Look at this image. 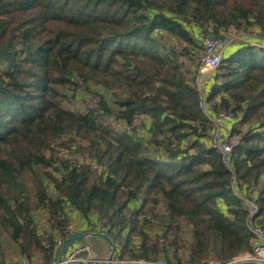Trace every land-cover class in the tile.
Here are the masks:
<instances>
[{
    "label": "trees",
    "instance_id": "16d2710c",
    "mask_svg": "<svg viewBox=\"0 0 264 264\" xmlns=\"http://www.w3.org/2000/svg\"><path fill=\"white\" fill-rule=\"evenodd\" d=\"M230 31L264 34V0H0V264H11L4 231L30 264H49L68 224L94 218L123 259L253 250L244 196L264 226V46L240 42L206 91L235 118L233 170L210 145L195 84L204 35Z\"/></svg>",
    "mask_w": 264,
    "mask_h": 264
},
{
    "label": "built area",
    "instance_id": "2783aa9c",
    "mask_svg": "<svg viewBox=\"0 0 264 264\" xmlns=\"http://www.w3.org/2000/svg\"><path fill=\"white\" fill-rule=\"evenodd\" d=\"M236 39H253V40H264V34L259 31H230L223 35H214L213 33H208L203 37V51L198 55L197 60V74L195 77V84L201 91V98L199 107L210 119L211 124V138L210 145L211 147L220 151L221 159L226 166L233 170L232 166V152L234 147L238 143L240 136L232 132V130L226 131L227 122L233 117V114L226 109L225 107H217L213 111L207 102V92L204 90V79L208 73L215 71L222 59H223V50L222 48L228 43L233 42ZM251 44H260L257 42H252ZM264 44V43H263ZM92 106L96 111H98L99 103L101 97L98 94H92L90 96ZM213 111V112H211ZM138 123H140L138 121ZM66 136H62V139H65ZM57 143H53L51 146L54 147ZM59 148V147H58ZM61 150L58 149V154L61 153ZM85 158L80 157L78 160L84 161ZM69 162L73 161L72 159L68 160ZM88 163L92 165L93 168L102 170L104 167L99 165L94 159H86ZM240 184V180L237 175L233 173L231 178V185L234 188V192L237 195H241L237 190V186ZM256 195V192L252 194ZM243 196V195H242ZM244 200L249 209V226L254 231L257 236V241L253 245L252 251L242 252L239 255L233 257L227 262L218 260L216 258L208 257L205 258L202 263L204 264H231L234 262H244V261H256L259 263H264V226L260 225L255 220V214L258 212V205L256 202L252 201V198L245 197ZM137 203H143V196L140 194L137 198ZM63 205H66L65 203ZM151 218L150 216H147ZM109 228L104 221L98 218L90 220L85 227L80 226L75 222L68 224L65 233L67 236L78 232H86L87 236L83 239L77 240L72 243L64 256V259L60 264H107V256L109 252L105 255H100L94 247V236H91L92 232L100 231L109 233ZM110 234V233H109ZM60 235L56 239V249L61 247L64 239L67 237ZM260 236V237H259ZM50 244V233L47 231L42 235V246L48 247ZM119 251L117 249L116 259L119 262H143L145 260H128L123 259L118 255ZM21 264H30L28 257H22ZM58 261V260H57ZM57 261H53L49 264H58ZM163 264L161 262H158Z\"/></svg>",
    "mask_w": 264,
    "mask_h": 264
},
{
    "label": "rangeland",
    "instance_id": "374dc122",
    "mask_svg": "<svg viewBox=\"0 0 264 264\" xmlns=\"http://www.w3.org/2000/svg\"><path fill=\"white\" fill-rule=\"evenodd\" d=\"M208 34V33H206ZM205 34V35H206ZM210 34V33H209ZM204 35V36H205ZM198 39H200V37H198ZM239 40H242V39H234L233 42H236V41H239ZM171 42H176V41H172L170 40ZM169 43V41H167ZM197 47H195L196 49ZM203 51V48L201 50L200 49H197V58H198V55ZM215 72L213 71L212 73H208V75L206 76H209V75H212L214 74ZM228 132V129H226L225 133ZM54 149H59L57 145L54 146ZM60 155H64V156H68V152L66 149H63L61 150V153ZM38 214H39V218H41L43 216V212L41 211H38ZM77 224H79L80 226L82 225V223L80 221H77L76 222ZM260 237V236H259ZM125 238V237H124ZM94 243V247H95V250L100 254V255H105L109 252V246L107 244V242L105 240H102L100 238H97L94 239L93 241ZM122 242H116V246H117V249L118 251H121V248H122ZM2 247L5 251V254H6V258L7 260L11 263V264H21V261L23 260L22 257L23 255H20L19 253V248H18V245L16 242H14L11 237H9V234H7L5 231L3 232V235H2ZM212 258H214L213 256H211ZM205 258L202 259V261L204 260ZM58 260V259H57ZM227 262V261H226Z\"/></svg>",
    "mask_w": 264,
    "mask_h": 264
},
{
    "label": "water",
    "instance_id": "95a60500",
    "mask_svg": "<svg viewBox=\"0 0 264 264\" xmlns=\"http://www.w3.org/2000/svg\"><path fill=\"white\" fill-rule=\"evenodd\" d=\"M87 236L86 232H78V233H74L71 234L70 236H67L60 248L59 254H58V264L61 263V261L64 259L65 254L67 253L70 245L74 242H76L77 240L83 239ZM91 236L100 238L102 240H105L109 246V254L106 258L107 260V264H160L158 262H147V261H143V262H139V261H135V262H119L116 259V253H117V246L116 243L112 237L111 234L106 233V232H100V231H96V232H92ZM231 264H264V263H259L256 261H244V262H234Z\"/></svg>",
    "mask_w": 264,
    "mask_h": 264
},
{
    "label": "crops",
    "instance_id": "0c3cea01",
    "mask_svg": "<svg viewBox=\"0 0 264 264\" xmlns=\"http://www.w3.org/2000/svg\"><path fill=\"white\" fill-rule=\"evenodd\" d=\"M242 41H247V42H257V43H260V44H258V45H260V46H264V42L262 43L261 41H258V40H253V39H242V40H239V41H236V42H231V43H228L227 45H225L223 48H222V50H223V56H229L236 48H237V46H238V44L240 43V42H242ZM256 45V44H255ZM215 83V81H214V78H213V74L212 75H209V76H206L205 77V79H204V82H203V85H204V90L205 91H209V90H211L212 88H213V84ZM211 112H213V111H211ZM234 120H235V118H231L228 122H227V124H226V129H232V124H233V122H234ZM73 216H74V218L75 219H81L79 216H78V214H77V212H74V214H73Z\"/></svg>",
    "mask_w": 264,
    "mask_h": 264
}]
</instances>
